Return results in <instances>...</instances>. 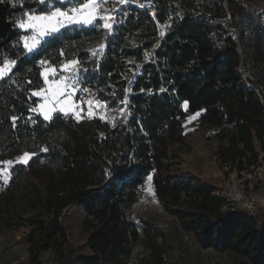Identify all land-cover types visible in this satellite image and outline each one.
I'll return each instance as SVG.
<instances>
[{
    "label": "trees",
    "instance_id": "1",
    "mask_svg": "<svg viewBox=\"0 0 264 264\" xmlns=\"http://www.w3.org/2000/svg\"><path fill=\"white\" fill-rule=\"evenodd\" d=\"M234 1L153 0L154 10L129 4L111 31L100 21L65 27L31 54L17 20L48 10L37 0L0 3V61L15 60L0 78V168L32 154L26 165H12L0 188V232L29 227V264H43L46 252L57 264L76 258L62 222L75 205L84 211L89 250L77 264H130L139 243L151 255L139 264H165L158 235L129 217L149 177L163 210L199 247L228 253L233 264H264V214L231 211L212 189L182 176L175 149L185 139L187 104L190 112H202V124L219 128L222 166L241 173L259 164L264 103L244 76L258 49L239 28L243 18L238 33L229 28L236 13L228 25L227 5ZM72 61L82 89L104 104L107 116L114 114L112 120L61 112L45 120L38 112L32 93L43 86L45 65ZM125 102L127 121L113 113Z\"/></svg>",
    "mask_w": 264,
    "mask_h": 264
},
{
    "label": "rangeland",
    "instance_id": "2",
    "mask_svg": "<svg viewBox=\"0 0 264 264\" xmlns=\"http://www.w3.org/2000/svg\"><path fill=\"white\" fill-rule=\"evenodd\" d=\"M89 2L93 3L97 16L105 17L108 23L111 24V29L104 27L109 31L113 29L117 22L116 16L124 6L132 4L153 10L154 3L153 0H104L103 3H101V0H85V3ZM54 4L64 11H69L74 6H80L79 0H54ZM52 7L53 5L50 2L46 9L50 10ZM32 12L41 13L36 10ZM227 12L229 13L228 25L233 21V13H236V22L230 24L229 28L238 33L237 24L243 18V24L239 25V28L244 27L247 35L257 45L258 50L256 52L252 50L250 61L246 64L247 70L244 76L254 82L253 85L258 88L264 101V0H235L232 7L227 5ZM19 20L26 22L27 17L23 14ZM98 21L91 25L77 23L65 27L75 25L92 26ZM100 23L102 24V22ZM65 27L54 33L45 34L43 37H37L38 43L34 44L29 41L30 46H33V51L28 52L25 50L26 53H33L48 37L60 32ZM20 29L24 32L22 37L33 35V31L30 29ZM22 44L24 46L23 39ZM239 48L242 52L241 47ZM65 64H69V62H64L58 66L45 65L43 69V86L35 91L41 93L37 96L40 100L38 112L43 117L44 112H49L52 117L57 112L64 114L66 111V115L71 114L76 119L101 116L112 120L114 114L107 116V113L111 112H108L109 110L104 104L94 100L89 93L83 91L79 74L78 82L75 84L71 82L72 70L79 69V66L69 64L68 70L61 71ZM12 66V62L8 61L0 67L3 68L0 78L7 76ZM53 68L58 73L55 80L51 75ZM45 75H47V83H45ZM61 77L65 79L61 80ZM62 93L73 94L65 97ZM81 108L83 111L80 110ZM89 108L91 109L90 114ZM183 108L187 112L184 119L185 139L183 143L175 146V149L179 152V173L192 180L195 185L212 189L216 195L226 200L231 211L247 209L255 215L264 214V151H261L258 166L252 167L249 171L245 170L239 173L235 169L222 166L218 156V150L222 143L217 135L219 128L202 124L200 122L201 111L190 112L187 104H184ZM73 109H75V114ZM113 113L117 114L118 119L127 121L129 117L128 103L125 102L122 108L115 110ZM258 149L260 150V147ZM22 157L12 161V164L3 163L0 168V188L9 182L12 165L19 162ZM129 217L140 226L148 227L153 234L158 235L159 242L167 250L165 264H233L228 253H220L214 249L199 247L194 236L184 232L178 221L163 210L156 196L151 177L148 178L145 187L142 189L139 202L129 211ZM83 218L84 211L78 205L66 208L62 215V222L67 230L71 246L75 249L76 256V258L65 264H77L78 259L89 254L86 246L88 233L83 229ZM29 231L28 226H22L16 233L11 231L0 232V252L15 245L24 247V239ZM150 256V251L146 249L143 243H139L133 251L130 264H139L141 258L147 257V260H149ZM41 260L43 264H57L53 252L44 253ZM12 264L26 263L19 261Z\"/></svg>",
    "mask_w": 264,
    "mask_h": 264
},
{
    "label": "snow or ice",
    "instance_id": "3",
    "mask_svg": "<svg viewBox=\"0 0 264 264\" xmlns=\"http://www.w3.org/2000/svg\"><path fill=\"white\" fill-rule=\"evenodd\" d=\"M37 2L40 5H44L46 8L48 7L49 3L51 2L53 7L52 9L48 11L41 12L39 14L35 12H25L24 15L27 17V21H20L17 20V24L20 28H27L33 31V35L27 36L25 35L22 37L24 41V49L27 50L28 52L33 51V46H30L29 41H32L34 44L38 43L37 37H43L45 34H50L58 31L60 28L65 27L66 25L70 24H77V23H82V24H88L91 25L97 20L102 22L103 27L107 29H111V24L108 23L107 19L103 16H97L95 8L93 7V3H85V0H79V7L74 6L71 10L69 11H64L60 7H56L54 4V0H37ZM104 0H101V3H103ZM0 3H3V0H0ZM13 7L16 5L13 4ZM21 6H22V0H21ZM96 53L94 52L93 55ZM0 63H7V61H0ZM44 62L41 61V64ZM78 63L77 61H72L69 62V64H76ZM12 64H15V60L12 61ZM69 64H65L61 71H65L69 69ZM84 71H87V69H83ZM80 69L76 68L72 70V76L70 78L71 82L73 84L78 82V74H79ZM3 73V68H0V74ZM44 75V73H42ZM53 80L57 78V71L55 68L52 69L51 72ZM64 77H61V80H64ZM31 83V82H29ZM45 83H47V75H45ZM75 91V89H74ZM83 91L87 92V89H83ZM41 93L40 92H33L32 95L34 96H39ZM73 93H62L63 96L68 97L72 95ZM43 107V105H42ZM103 107V105H101ZM83 111V109H80ZM32 112H37V108H32ZM123 111V110H121ZM73 112L75 114V109H73ZM91 113V109L89 108V114ZM64 114L66 115L67 112L65 111ZM12 124L13 127H15V122L17 117L13 116L12 118ZM44 119L45 120H50L51 116L49 115V112H44ZM30 153H25L24 157L21 158L19 161L20 163L27 164L28 159L31 158ZM6 164H12V161H7L4 162Z\"/></svg>",
    "mask_w": 264,
    "mask_h": 264
},
{
    "label": "crops",
    "instance_id": "4",
    "mask_svg": "<svg viewBox=\"0 0 264 264\" xmlns=\"http://www.w3.org/2000/svg\"><path fill=\"white\" fill-rule=\"evenodd\" d=\"M19 261L29 264V251L26 244L24 247L15 245L0 252V264H12Z\"/></svg>",
    "mask_w": 264,
    "mask_h": 264
},
{
    "label": "built area",
    "instance_id": "5",
    "mask_svg": "<svg viewBox=\"0 0 264 264\" xmlns=\"http://www.w3.org/2000/svg\"><path fill=\"white\" fill-rule=\"evenodd\" d=\"M155 3H153V10L155 9ZM260 96H261V98H262V100H263V96L260 94ZM263 103H264V101H263Z\"/></svg>",
    "mask_w": 264,
    "mask_h": 264
}]
</instances>
